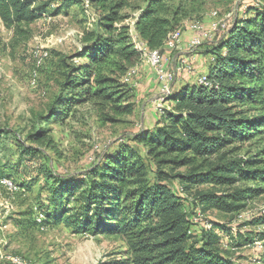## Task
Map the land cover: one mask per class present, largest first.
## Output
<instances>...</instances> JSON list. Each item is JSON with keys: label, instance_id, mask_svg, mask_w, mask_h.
Returning <instances> with one entry per match:
<instances>
[{"label": "trees", "instance_id": "1", "mask_svg": "<svg viewBox=\"0 0 264 264\" xmlns=\"http://www.w3.org/2000/svg\"><path fill=\"white\" fill-rule=\"evenodd\" d=\"M89 1L101 15L75 56L82 62L64 64L62 90L45 122L56 118L63 125L84 107L105 124L135 112L133 89L123 81L141 62L129 28L121 25L129 0ZM163 1L149 0L134 23L152 50L161 49L178 29L163 17ZM53 2L67 10L80 4L0 0V21L22 37ZM240 9L245 13L234 18L218 42L210 41L205 75L213 87L174 84L165 99L168 107L153 126H142L133 135V144L116 142L77 173H63L49 156V151L60 154L49 129L28 137L40 148L14 138L19 164L28 168L35 163L36 177L44 176L35 208L43 222L64 224L75 235L121 240L126 259L117 264H238L228 249L235 246V240L229 241L232 229L213 221L196 229L194 219L209 211L239 215L249 199L264 193L260 187H237L240 182L264 184V148L238 158L247 144L264 146V0ZM10 135L0 130V144ZM18 169L5 167L2 175L32 189L34 183L27 182L31 176L15 180ZM203 185L209 190H200ZM258 217L251 223L264 225V217ZM237 234V241H249L244 232Z\"/></svg>", "mask_w": 264, "mask_h": 264}, {"label": "rangeland", "instance_id": "2", "mask_svg": "<svg viewBox=\"0 0 264 264\" xmlns=\"http://www.w3.org/2000/svg\"><path fill=\"white\" fill-rule=\"evenodd\" d=\"M79 1V5L68 10L63 7L57 9L56 2H53L42 13L43 16L28 27V34L22 37H16L14 31L7 29L0 21V130L11 133L9 139L0 144V264H117L126 259V248L121 240L87 234L75 235L64 224L50 225L43 222L42 214L35 213V208L37 196L45 184L44 176L36 177L38 167L35 163L28 168L19 164L20 152L14 141L18 137L26 145L40 148L28 141V137L39 129H49L60 152L56 155L49 151L54 169L63 173H77L91 158L94 161L105 147L122 141L132 143L133 135L142 126L151 127L156 122L161 87L153 69L143 62L133 69L135 73L130 82H126L133 89L135 112L132 116H123L117 123L105 124L84 107L76 109V115L66 118L63 125L56 118L44 121L51 116L54 102L62 90L66 70L64 64L82 62L81 58L75 56L83 48L84 36L95 30L101 15L95 7L86 13L82 4L86 0ZM148 1L129 0V7L122 11L127 19L121 25L129 28V34L140 10L147 8ZM259 2L164 0L163 17L170 18L175 28L182 29L184 36L191 30L192 21L199 22L203 30L208 32L213 23L229 14L231 18L228 24H232L235 17L245 13L240 9L243 5ZM211 14H214L213 18ZM221 36L222 32L215 33L193 56L188 48L191 39L181 41L182 51H165L169 57V72L183 61L189 60L192 64L193 73L188 75L187 72H180L177 85L198 83L204 75L199 70L198 57H207L213 45L211 42L217 43ZM41 49H48L50 55L44 67L39 70L37 85L32 86L34 53ZM167 107L166 103L162 105L163 109ZM256 146L245 145L238 153V158H244L249 152L255 155L264 148ZM8 166H19L14 177L19 183L21 178L31 176L32 179L27 182L34 183L32 189L26 190L10 178L3 177L2 169ZM184 171L180 169L178 172ZM255 184L240 182L237 187L264 188V184ZM209 188L206 185L199 187L204 191ZM255 216L264 217V193L249 199L246 209L239 215L227 216L209 211L194 221L196 229L209 221L231 228L229 241L235 240V246L227 248L238 264H264V225L252 224ZM237 232H244L249 241H237Z\"/></svg>", "mask_w": 264, "mask_h": 264}, {"label": "built area", "instance_id": "3", "mask_svg": "<svg viewBox=\"0 0 264 264\" xmlns=\"http://www.w3.org/2000/svg\"><path fill=\"white\" fill-rule=\"evenodd\" d=\"M84 10L86 13H89L91 10V3L89 0L84 1L83 3ZM210 17H214V14H211ZM231 18V14L226 16L225 18L215 22L212 24V28L206 32L201 27V24L196 21H192L190 28L192 31L196 32L197 35L194 36L191 41L188 44L189 53H195L198 49L201 48V46L204 44L205 41L211 40L215 33L222 32L225 33L228 31L231 24H228L229 19ZM135 23V22H134ZM134 23L132 26V32L129 34L131 42L134 45V49L139 54L141 62L149 65L156 76V79L158 83L160 84V97L157 101L160 113H163L164 109L162 108V105L165 104V99L170 96L171 89L174 84L177 82L178 74H181L180 72H187L189 74L193 73V67L192 64L189 62V60L183 61V63L175 68L172 72H169L167 69V66L169 64V57L165 53L166 52H172L180 50L182 51L181 47V41L183 36V31L181 28H178L171 32L161 49L152 50L147 47V45L143 42V40L137 35ZM164 51V52H163ZM49 50L48 49H41L34 53V69L31 74V85L36 86L39 79V70L43 68L45 61L49 58ZM134 70L131 69L126 74V76L123 78V81L126 83L130 82L131 76L134 74ZM198 84L204 86L205 88L211 89L213 86L208 81L207 76L204 74L199 80ZM208 224V223H207ZM206 224V225H207ZM208 224L207 226H209Z\"/></svg>", "mask_w": 264, "mask_h": 264}, {"label": "crops", "instance_id": "4", "mask_svg": "<svg viewBox=\"0 0 264 264\" xmlns=\"http://www.w3.org/2000/svg\"><path fill=\"white\" fill-rule=\"evenodd\" d=\"M197 35V33L196 32H194V31H192V30H190L189 32L187 31L185 34H184V36H183V38H182V41H188V40H190V39H192L194 36H196ZM196 53V52H195ZM195 53H192L191 54V56H193ZM209 59H210V57H198V60H197V63L199 64V66H200V71H201V73H203V74H206V71H207V67L205 66V64L206 63H208V61H209ZM196 70H197V68H196ZM188 75H190V74H188Z\"/></svg>", "mask_w": 264, "mask_h": 264}]
</instances>
